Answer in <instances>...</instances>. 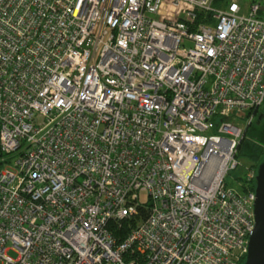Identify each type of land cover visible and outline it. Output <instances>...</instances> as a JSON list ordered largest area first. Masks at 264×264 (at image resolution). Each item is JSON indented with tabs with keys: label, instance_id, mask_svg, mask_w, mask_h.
<instances>
[{
	"label": "built area",
	"instance_id": "1",
	"mask_svg": "<svg viewBox=\"0 0 264 264\" xmlns=\"http://www.w3.org/2000/svg\"><path fill=\"white\" fill-rule=\"evenodd\" d=\"M213 3L0 0V264H242L264 0Z\"/></svg>",
	"mask_w": 264,
	"mask_h": 264
},
{
	"label": "water",
	"instance_id": "2",
	"mask_svg": "<svg viewBox=\"0 0 264 264\" xmlns=\"http://www.w3.org/2000/svg\"><path fill=\"white\" fill-rule=\"evenodd\" d=\"M263 117L264 114H260L259 119ZM255 192V228L250 237L248 254L243 264H264V159L258 166Z\"/></svg>",
	"mask_w": 264,
	"mask_h": 264
},
{
	"label": "rangeland",
	"instance_id": "3",
	"mask_svg": "<svg viewBox=\"0 0 264 264\" xmlns=\"http://www.w3.org/2000/svg\"><path fill=\"white\" fill-rule=\"evenodd\" d=\"M247 140L257 144L260 154L257 158H249L244 155L240 156V167L236 170H232L227 176V184L234 188H239L242 182V180L240 181L237 177H242L252 168L258 167L259 162L264 159V118L260 121L255 122L250 132L248 133ZM147 198L148 197L145 194L142 196V200H146ZM8 254L13 258L17 256V253L14 250H9Z\"/></svg>",
	"mask_w": 264,
	"mask_h": 264
},
{
	"label": "trees",
	"instance_id": "4",
	"mask_svg": "<svg viewBox=\"0 0 264 264\" xmlns=\"http://www.w3.org/2000/svg\"><path fill=\"white\" fill-rule=\"evenodd\" d=\"M230 0H214V5L217 7H223L226 6L229 3ZM246 1H253V0H246ZM204 15H202L201 13L198 16L197 22H202L204 21ZM256 121H254L253 123H251L246 131V134L243 138V140L240 143L239 146V153L238 156L240 157L241 155L247 156L249 158H257L259 157V148L257 146V144L247 140L248 138V133L250 132L252 126L255 124ZM262 159V158H261ZM263 160V159H262ZM262 160L259 162V164L262 162ZM258 164V165H259ZM134 222H136V219H133ZM125 230V229H124Z\"/></svg>",
	"mask_w": 264,
	"mask_h": 264
},
{
	"label": "flooded vegetation",
	"instance_id": "5",
	"mask_svg": "<svg viewBox=\"0 0 264 264\" xmlns=\"http://www.w3.org/2000/svg\"><path fill=\"white\" fill-rule=\"evenodd\" d=\"M259 111H260V114H264V106H263ZM260 114L257 116V118H256V120H255L256 122H257V121H260V120H262V119L264 118V117H263L262 119H259Z\"/></svg>",
	"mask_w": 264,
	"mask_h": 264
}]
</instances>
